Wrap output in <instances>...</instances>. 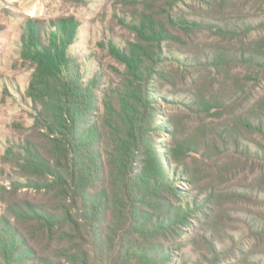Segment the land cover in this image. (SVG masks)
Instances as JSON below:
<instances>
[{
	"label": "trees",
	"instance_id": "obj_1",
	"mask_svg": "<svg viewBox=\"0 0 264 264\" xmlns=\"http://www.w3.org/2000/svg\"><path fill=\"white\" fill-rule=\"evenodd\" d=\"M218 1L114 0L113 16L132 37L97 41L112 64L97 52L85 60L72 52L81 26L76 16L27 18L20 54L31 67L32 122L15 125L21 136L2 151L11 172L0 207V264H193L196 256L199 264H226L212 230H200L211 193L193 194L197 171L186 159L194 146L177 136L165 110L213 116L214 95L197 94L186 105L169 98L166 86L178 85L176 74L188 61L179 53L204 31L234 39L256 29L215 22L229 3ZM241 46L235 57L262 73L264 36ZM247 86L239 90L249 105L227 119L220 115L222 130L212 121L208 146L228 160L241 149L264 164V94L256 97V85Z\"/></svg>",
	"mask_w": 264,
	"mask_h": 264
},
{
	"label": "rangeland",
	"instance_id": "obj_2",
	"mask_svg": "<svg viewBox=\"0 0 264 264\" xmlns=\"http://www.w3.org/2000/svg\"><path fill=\"white\" fill-rule=\"evenodd\" d=\"M113 11L114 0H87L86 5L65 0H0V207L3 208L8 200L4 186L9 185L11 172L2 159L3 148L11 138L21 136L15 125L29 126L32 122L26 97L31 67L20 54L25 21L28 17L44 22L74 15L81 26L72 52L84 60L97 52L103 63L112 64L114 61L108 51L99 48L97 41L106 36L122 44L132 37L113 16ZM222 12L216 15L215 22L251 23L256 29L234 39L210 31L200 33L192 46L179 53L188 61L176 74L178 85L175 88L166 86L169 98L185 105L194 101L197 94L214 95L219 104L215 113L208 118L204 113L190 112L186 108L167 106L165 110L175 120L177 136L188 139L194 146V152L186 159L197 171L193 194L205 197L211 193V210L203 217L204 225H200V230L205 227L212 230L218 247H223L222 260L226 264H264V164L253 156L247 160L241 149L235 159L228 160L208 146L212 141V121L213 127L222 130L223 119L229 118L230 112L236 109L242 112L249 105L248 94L246 97L240 94L241 86L256 85L254 95L264 94V70L260 73L258 68H249L235 57L243 51L242 42L247 47L248 43L264 36V4L256 0H229V3L224 2ZM223 54L230 56L219 60ZM192 55L198 58L196 64L189 63ZM90 62L93 64L89 69L95 70L98 63L94 57ZM220 115L223 119L218 118ZM206 124L208 128L203 132ZM242 138L249 141L243 135ZM165 139L171 141L169 136ZM185 249L189 251L194 247L188 244ZM196 257L193 264H199Z\"/></svg>",
	"mask_w": 264,
	"mask_h": 264
}]
</instances>
